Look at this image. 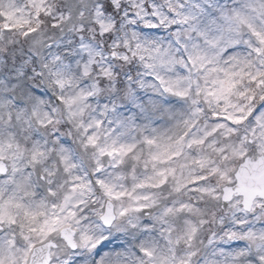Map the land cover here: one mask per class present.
<instances>
[{"label": "snow or ice", "instance_id": "obj_1", "mask_svg": "<svg viewBox=\"0 0 264 264\" xmlns=\"http://www.w3.org/2000/svg\"><path fill=\"white\" fill-rule=\"evenodd\" d=\"M0 264H264V0H0Z\"/></svg>", "mask_w": 264, "mask_h": 264}]
</instances>
